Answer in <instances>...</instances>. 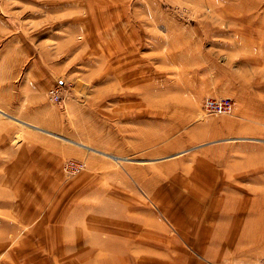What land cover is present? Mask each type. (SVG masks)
Segmentation results:
<instances>
[{
	"label": "rangeland",
	"instance_id": "374dc122",
	"mask_svg": "<svg viewBox=\"0 0 264 264\" xmlns=\"http://www.w3.org/2000/svg\"><path fill=\"white\" fill-rule=\"evenodd\" d=\"M141 83L144 108L159 112L157 127L143 122V137L157 128L159 137L143 139L142 154L117 160L98 150L118 137V122L103 112L137 97L132 86ZM46 86L43 108L31 94ZM52 87L59 88L57 100ZM206 95H231L235 108L203 113ZM82 104L90 105V116ZM39 116L51 121L35 122L44 129L20 120ZM19 128L45 131L63 148L28 151L31 165L47 167L25 172L40 173L31 186L0 182V264L264 262V242L221 252L206 232L230 234L225 218L216 229L222 202H214L218 212L212 197L195 195L198 201L189 203L194 198L187 191L195 185L184 183L192 172L198 175L210 147L238 142L246 132L264 144V0H0V159L8 157L7 144L21 141ZM79 145L91 152L90 162L73 151ZM68 159L84 164L72 171ZM168 162L172 168L164 166ZM135 166L154 179L136 178ZM255 184L239 196L243 211L264 200V184ZM120 201L142 205L143 218L162 221L175 241L160 238V244L174 249L152 250L143 229L142 252L129 251L125 233L140 239L141 227L117 221L139 220L136 213L124 216ZM260 220L252 215L237 243L254 240L249 235Z\"/></svg>",
	"mask_w": 264,
	"mask_h": 264
},
{
	"label": "crops",
	"instance_id": "0c3cea01",
	"mask_svg": "<svg viewBox=\"0 0 264 264\" xmlns=\"http://www.w3.org/2000/svg\"><path fill=\"white\" fill-rule=\"evenodd\" d=\"M177 26H180V25H177ZM179 33H183V36H186V33L184 30L182 31L180 30ZM128 85H132V84H128ZM142 86H143L142 83L141 85L135 84L134 86H132L134 87L133 91L137 97L129 98V99H125L121 101L120 106H119L121 108L118 111L112 110V112H109V113L105 111L103 112L106 117L110 118L109 120H111V117H113V121L118 122V128H117L118 137H117V141L115 142L109 141L106 143L104 141V149L103 150L98 149V150L102 151L106 155L112 156L113 158L117 160H120V158H125V157L127 158L129 155H138L140 153L142 154L143 143H144L143 141L146 139L148 141L151 140L152 142L153 139L156 140L159 137L158 128L155 129L154 131L151 130L153 132H148V134L150 133V135L143 137V132H144L143 122H150V123L155 122L156 127H157V117L155 116H157L159 112H158V109L149 110L148 104H145V108H144V100L142 98L143 97ZM46 90H47V86L39 90L38 94H35L37 93L36 90L35 92L33 91V93L31 94V98L33 99L37 98L41 100L40 106H42L43 108L44 106H43L42 100L47 99ZM158 104H159L158 100L156 101L151 100L150 105L159 107ZM45 106H46V101H45ZM81 106L84 109L85 114L90 116L91 114L90 105L82 104ZM40 111L42 112L41 109ZM45 113H46V109H45ZM46 119L49 122H51L48 118ZM20 120H22L24 123L28 122L35 127H41V128L43 127L35 124V122L37 121L43 122V123L48 122L45 119L43 120V117L40 118V116L34 119H30V118L28 119L27 117H21ZM238 123L243 124V126L245 124L243 123V121L242 123L238 121ZM56 127L58 129V126ZM19 129L20 131H18L17 133L20 134L19 137L21 141L14 142L13 144L9 143L7 144L6 148H3L5 149V154H7L8 157L0 159V169H1L0 170V182H4V181L15 182V181L27 180L26 183L25 182H22V183L18 182V183L19 185L31 186L32 177H34V179H38L40 176V173L39 174L33 173L32 175H30L28 173L26 174L25 172L32 171V170L33 171L34 170H45L46 171L47 167L46 165H43V167H41L40 165H36V164L31 165L30 154L28 151L36 150L40 147L41 149H45V146L47 145H50V146L55 145L57 146V148L60 149V151H62L63 145H62V142L54 141L52 139L48 140V137L46 136L45 131H30V130H25L21 128ZM240 129H239L240 130L239 132L241 131L244 132V130H242L243 128H240ZM167 130L171 131V129L169 128ZM52 132L57 133L55 131H52ZM246 133L240 134L236 138L238 139V142H234L232 144L228 143V145L226 144L219 149L214 148V147H210L209 150L206 149L205 155H204L205 158L201 159V162L199 164L200 165L199 170L201 172L199 171L198 175H196L195 172H192V174H190L189 176L190 178L184 181V183L186 181H189L190 184L195 185L189 191H187V193L189 195L192 194V197L194 198V199H191L189 203L198 201V200H195L196 196H199V198L203 196L212 197L213 201H212L211 206L214 209V211L218 212L219 207H216L217 204L214 202H217L216 200L218 199L222 202L221 215H218V218H221V220H219L216 223V229L217 228L219 229L218 224L222 223L225 218V221L227 219L229 222L228 224H226L227 229L224 228L223 230H227V232L230 234L228 236L221 235L222 236L221 237L216 233L215 229L212 232H209V230L207 229V232H206V237H209V235H211L212 241L216 244H221L222 248L224 249L228 248L227 245L232 244L229 250L223 249V251L221 252H224V251L230 252L232 249L235 250L236 247L238 248L239 245L248 244L249 242L251 243L253 242V244L264 242V206H263L264 204H261V203H264V200L259 199L260 200L258 201L259 205L255 206L250 211L249 210L243 211V207L242 206L239 207L240 199L242 197L245 198V195L248 192V190L245 188H251V187L254 188V186L256 185L255 183L264 184L263 180H259L260 179L259 177L261 178L264 177V144H261L260 142H259L260 144H256V142H253L251 140V137H249V135H247ZM25 137H28L30 141H24ZM69 139L73 141H77V143L83 144L89 147L90 149H93V150L96 149L90 146V144L86 143V141L77 140L72 137ZM73 151H75L77 154L81 156H85V157L87 156V159L90 162L91 152H88L84 147H81L79 145L78 147L73 148ZM164 166L167 168H172L173 163L168 162V163H165ZM256 171L259 172V174H255ZM203 172L205 173L202 174ZM134 175L136 176V178H140L142 180L143 179L147 180L151 178V177L147 178L145 175V171L141 170L137 166H135L134 168ZM156 178L159 180L161 178L160 174L159 176H156L155 179ZM152 179H154V177L151 178V181ZM121 180L126 182L125 177H121ZM186 184H188V182H186L185 185ZM215 188H221V191H217L219 192L217 195H215ZM252 190H253L252 196H254L255 190L254 189ZM239 196H241V198ZM252 196L251 197L248 196V197H250L252 200L253 199ZM120 203L125 205L124 206V212H125L124 216L126 215V213H129L128 214L129 216H132L134 213H136V215H138L139 220L137 222L135 221L132 222L130 220L123 219L121 217L117 219V221L122 223V225L128 228L141 227L140 236L138 237L140 239H137L136 237H134L133 239L130 233H125L127 238L124 239L125 240L124 245L128 246L129 251H137L140 253L142 252L143 250L142 230L143 229H148L147 233L150 234L151 236L149 244L153 245L151 247L152 250L153 249L155 250H160V249L173 250L174 249L171 243L170 244L169 243L160 244V238L165 239V240L167 239L168 242L175 241L174 236L173 235L170 236L171 234L169 235L166 232V226L164 225V223H162V221L157 220V219H152L150 217L143 218L142 217V205H135L129 202L125 203L121 201ZM247 208H250V207L248 206ZM252 215L258 219H262L259 222H253L256 224L252 227L251 229L252 232L250 233L249 237L254 236V240L248 239L247 242L245 243H237L240 232L247 228H248L247 231L250 230L251 228L250 222H251ZM91 219L93 221L95 220L93 218ZM143 221H145V223ZM144 224L146 227H144ZM212 228L213 227L211 225V229ZM159 229L163 231V234H159L158 232ZM201 248L202 246H200L199 249ZM181 249H183L184 251L187 250L185 246H182ZM181 249L176 248V250H181ZM187 263L188 261L184 260V264H187Z\"/></svg>",
	"mask_w": 264,
	"mask_h": 264
},
{
	"label": "built area",
	"instance_id": "2783aa9c",
	"mask_svg": "<svg viewBox=\"0 0 264 264\" xmlns=\"http://www.w3.org/2000/svg\"><path fill=\"white\" fill-rule=\"evenodd\" d=\"M60 96L59 88L52 87L50 89V97L54 100ZM236 100L231 95H206L201 100V109L203 113H222L232 111L235 108ZM82 160L68 159L66 160L65 167L72 171L79 169L83 166ZM258 264H264L263 261Z\"/></svg>",
	"mask_w": 264,
	"mask_h": 264
}]
</instances>
